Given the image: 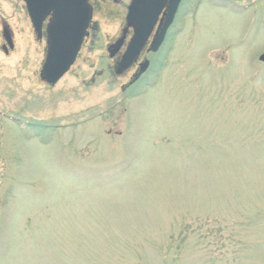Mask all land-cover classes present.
<instances>
[{"label": "rangeland", "instance_id": "1", "mask_svg": "<svg viewBox=\"0 0 264 264\" xmlns=\"http://www.w3.org/2000/svg\"><path fill=\"white\" fill-rule=\"evenodd\" d=\"M93 2L49 85L0 0V264H264V0H182L139 81L108 52L126 0Z\"/></svg>", "mask_w": 264, "mask_h": 264}, {"label": "water", "instance_id": "2", "mask_svg": "<svg viewBox=\"0 0 264 264\" xmlns=\"http://www.w3.org/2000/svg\"><path fill=\"white\" fill-rule=\"evenodd\" d=\"M22 1L36 37L42 36L43 21L49 17L45 28L46 52L39 75L44 82L53 85L74 63L84 38L88 36L92 8L89 0ZM179 2L180 0H131L126 24L132 27L133 33L118 63V70L127 68L135 59L149 36L160 9L167 4L164 22L153 38L151 50L155 51L159 47ZM2 35L7 46L11 47V36L7 28H3ZM122 39L123 36L109 47V56H113L119 49ZM259 60L264 62V53L259 56ZM145 64L141 66V71Z\"/></svg>", "mask_w": 264, "mask_h": 264}, {"label": "flooded vegetation", "instance_id": "3", "mask_svg": "<svg viewBox=\"0 0 264 264\" xmlns=\"http://www.w3.org/2000/svg\"><path fill=\"white\" fill-rule=\"evenodd\" d=\"M94 0H89L88 1V3L90 4V6H91V8H92V13H93V11H94V2H93ZM107 1V0H106ZM114 1H117V0H114ZM121 1V0H120ZM181 1L182 0H180V3L178 4V6H177V9H176V13L178 12V10H179V6H180V4H181ZM24 4V3H23ZM130 4H131V0H126V3L124 4V6H125V13H124V27H123V29H122V34H121V37L123 36V39H122V42H121V46L119 47V49L114 53V55L115 54H121V56L123 55V53H124V51L126 50V47H127V44H128V42H129V39H130V37H131V35H132V33H131V35L129 36V34H128V32L129 31H131L132 32V27H130V26H128L127 24H126V15H127V12H128V8H129V6H130ZM24 8H25V5H24ZM25 11H26V8H25ZM166 12H167V4H165L164 6H162V8L160 9V11H159V13H158V15H157V18H156V21H155V23H154V25H153V27H152V29H151V31H150V34H149V36L147 37V39H146V41L144 42V44H143V46H142V48L140 49V51L138 52V54H137V56L135 57V59L133 60L134 62H137V60L141 57V55L143 56L142 57V59H143V62L142 63H140V65H139V69H138V72L137 73H133V76L132 77H134V79H135V81L136 80H142V79H146V77L147 76H144V77H142L144 74V72H142L141 74H139V71H140V69H141V66L142 65H144V63H146L145 64V69L146 68H148V65H149V60H148V58L150 59V57L148 56V55H156V57L154 58V62L153 63H156V62H159V57H161L160 56V53H161V51H163V43L165 42V39H166V37L167 36H169V33H170V31H171V25L173 24V21H174V18H175V16H174V18H173V21H172V23L170 24V26L167 28V30L165 31V35H164V37H163V40H162V42H161V44L159 45V47L157 48V50L156 51H152L151 50V44H152V41H153V38L155 37V35L157 34V32L160 30V28H161V26H162V24H163V22H164V18H165V14H166ZM176 13H175V15H176ZM26 14H27V12H26ZM48 19H49V17H47L45 20H44V22H43V24H44V26L42 27V36L44 35V38H45V25H46V23H47V21H48ZM3 28L4 27H2V30H3ZM44 29V30H43ZM11 36V35H10ZM129 36V37H128ZM42 38V37H41ZM11 42H12V37H11ZM8 48L9 49H12L13 48V43H12V46L11 47H7V48H3V45H2V49L4 50V52H8ZM134 62H132V64L134 63ZM132 64H130V65H132ZM130 65L127 67V68H129L130 67ZM126 68V69H127ZM139 74V75H138ZM138 80V81H139Z\"/></svg>", "mask_w": 264, "mask_h": 264}]
</instances>
